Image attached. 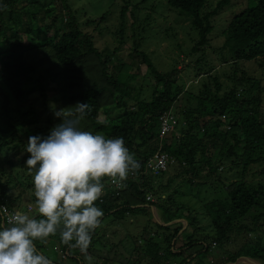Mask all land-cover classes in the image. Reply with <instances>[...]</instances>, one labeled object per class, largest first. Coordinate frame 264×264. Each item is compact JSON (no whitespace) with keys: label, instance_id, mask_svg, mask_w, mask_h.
I'll return each instance as SVG.
<instances>
[{"label":"trees","instance_id":"obj_1","mask_svg":"<svg viewBox=\"0 0 264 264\" xmlns=\"http://www.w3.org/2000/svg\"><path fill=\"white\" fill-rule=\"evenodd\" d=\"M233 1L165 0L178 19L189 18L198 36L188 57L201 78L197 85L176 84L178 69L160 70L136 41L134 58L149 69L151 91L146 96L143 84L134 83L137 64L113 62L111 54L96 46L94 32L83 27L98 22L94 29L100 30L108 11L81 22L66 0H0L6 5L0 7V209L15 212L36 204L34 194L32 202H22L34 188L25 167L30 154L24 149L26 138L47 136L61 123L50 102L57 109L88 103L91 110L81 129L122 137L140 164L122 181L126 187L120 196L106 187L104 201H96L111 216L114 230L107 235L108 227L97 228L87 255L62 243L58 233L34 241L52 264H228L241 256L264 264V85L259 74L239 66L242 59L254 60L264 75V0H247L227 23L217 57L225 65L222 70L204 52L215 28L212 20ZM130 4L125 0L121 19L130 6L137 7ZM125 29L123 21L118 29L122 42ZM161 155L166 168L157 170ZM149 158L151 170H144ZM12 182L24 190L16 194ZM207 184L221 196L209 201L201 197ZM183 187L198 200L180 202ZM149 194L158 200L151 202L166 223L184 218L187 226L153 221ZM197 205L210 216L209 225L202 222ZM32 214L43 218L37 205ZM6 216L0 213V223ZM133 217L145 223L144 229L120 238L117 232L127 230ZM244 234L250 238L228 247Z\"/></svg>","mask_w":264,"mask_h":264},{"label":"clouds","instance_id":"obj_2","mask_svg":"<svg viewBox=\"0 0 264 264\" xmlns=\"http://www.w3.org/2000/svg\"><path fill=\"white\" fill-rule=\"evenodd\" d=\"M0 7L6 8V5ZM50 107L61 123L54 125L47 136H29L24 149L30 154L25 167L32 175L36 204H27L25 210L15 212L0 209L3 217L7 215L6 222L0 223V264H52L49 257L38 251L34 241L55 235L58 231L62 243L87 255L97 228L108 227L107 235L113 231L111 216H105L103 210L96 206V201H104L106 187L120 196L126 187L122 181L140 167L122 137L106 138L81 129V121L91 110L88 103L77 102L74 106L57 109L50 102ZM149 162L150 158L144 170H151ZM103 177L110 178L102 180ZM12 183L19 191L21 186L25 188ZM146 199L147 205L156 210L153 217L156 215L158 219L155 221L161 223L156 205L152 204L158 200L152 194ZM36 205L43 218L33 217L32 210ZM130 220L132 224L136 222L134 217ZM180 220L187 224L184 218L165 224L175 225ZM59 256L68 257L61 253ZM240 258H250L245 259L248 264H259L250 256Z\"/></svg>","mask_w":264,"mask_h":264},{"label":"rangeland","instance_id":"obj_3","mask_svg":"<svg viewBox=\"0 0 264 264\" xmlns=\"http://www.w3.org/2000/svg\"><path fill=\"white\" fill-rule=\"evenodd\" d=\"M217 2L218 0H215L216 4ZM66 3L71 5L73 11H75L81 22H86L88 19H95L104 12L108 11L107 17L101 20L100 30L94 29V24L97 25L98 22H92L91 24L84 23L83 27L88 31L94 32L96 46L104 52L111 54L113 57V62L118 63L121 60L127 63L135 62L137 64L138 76L134 83L136 82L137 85L143 84L145 91L143 95H150L151 84L147 83L149 69L147 68L146 64L140 62L139 58H134L137 57L133 55V49L136 47V41L140 42L141 46L139 48L150 55L154 64L160 70L168 72L173 67L178 69L179 78L176 84L185 82L187 87L192 82H194L197 85L198 80H200L201 77H196V71L193 67L194 63L192 65L189 63L191 61V57H188V54L191 52L192 47L197 42L198 36L196 33L192 32L189 18L178 19L173 12L169 11L168 6L165 4V0H131V4L137 5V7L130 6V11H128L124 19H121L120 11L125 5V0H66ZM246 4L247 0H234L231 6L227 7L220 14L216 15L212 20L215 28L211 34L212 38L210 43L206 46L204 52L206 57L212 58L211 60L214 61V64L217 65V68L220 70H222V67L225 66L219 59H217V57H220L218 49L223 45L225 38L223 30H225L226 25L231 17L236 12H239L245 8ZM64 14L65 16H68L69 12L64 9ZM123 21L126 25L124 42L121 41L122 36L118 32L120 24ZM52 33L53 32L51 31L50 34ZM223 53L225 56H227L226 52ZM200 54L201 53L199 52L193 56L197 57L198 55L200 56ZM240 64L241 65L239 66L241 68L247 69L250 72H256L257 75L259 74L258 76L261 77L264 85V75L261 74L260 70H256L258 64L256 61L242 59ZM26 142H28V138H26ZM10 171H17V168L16 170L12 169ZM182 184L184 187H187V182ZM184 187L181 191L182 194L179 195V201L182 203L192 200L197 201L198 198L194 197L193 195H188L187 190ZM209 187H211L209 184L204 186L202 188V193L200 194L201 197L203 196L206 199V201L214 199V197L221 196V194H214L215 189L209 190ZM20 189L24 190L22 186ZM207 190L209 191L206 192ZM14 191L16 194L19 192V190L16 188ZM33 194L34 188H29L27 193H25L23 198L24 201L22 202H24V204H26L25 202H32L31 199ZM197 208L199 209V214H202V222L206 225H209L211 218L210 216L208 217L204 207L197 205ZM158 212L159 216L162 218V213L159 210ZM256 212L257 209H254L253 213ZM152 213L156 214V210L152 209ZM146 217L149 218L148 215ZM155 217L156 215L153 217V221L158 219ZM163 219L164 218L159 219L158 221H160L162 224H165ZM106 222L107 221H105V223ZM179 222L187 226L184 220L175 222V225H173L174 223H169V225L175 227L176 225H179ZM144 225L145 223L135 222L130 225L127 230L117 232V234L121 236L120 238L125 237L127 234L135 235L141 233L145 226L149 227L151 224L147 222L146 225ZM111 230H114L113 225H111ZM57 233L58 236H60L59 231ZM120 238L116 237L114 240L117 242ZM248 238H250V235L246 234L240 235L238 238L234 237L233 241L228 247L237 248ZM128 244H130V241L126 240L125 246L127 247ZM65 263H68V261H65ZM88 263L90 264L91 262ZM248 263L249 261L243 258H240L236 262V264Z\"/></svg>","mask_w":264,"mask_h":264},{"label":"built area","instance_id":"obj_4","mask_svg":"<svg viewBox=\"0 0 264 264\" xmlns=\"http://www.w3.org/2000/svg\"><path fill=\"white\" fill-rule=\"evenodd\" d=\"M171 118V128H173V124H174V122H175V120H174V118L173 117H170ZM166 120H168L169 121V118H166ZM170 130V126H169V124H165V126H164V131H169ZM149 164V166H151V163L149 162L148 163ZM155 168L157 169V170H160V169H165L166 168V161H165V155H161L160 157H159V160H158V162L155 164Z\"/></svg>","mask_w":264,"mask_h":264}]
</instances>
